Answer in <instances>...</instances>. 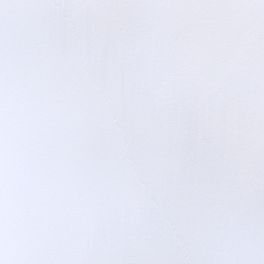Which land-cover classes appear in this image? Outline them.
<instances>
[{
  "label": "snow or ice",
  "instance_id": "1",
  "mask_svg": "<svg viewBox=\"0 0 264 264\" xmlns=\"http://www.w3.org/2000/svg\"><path fill=\"white\" fill-rule=\"evenodd\" d=\"M0 264H264V0H0Z\"/></svg>",
  "mask_w": 264,
  "mask_h": 264
}]
</instances>
